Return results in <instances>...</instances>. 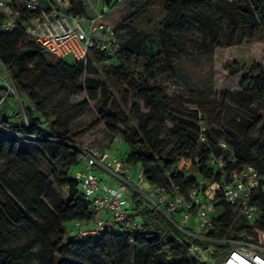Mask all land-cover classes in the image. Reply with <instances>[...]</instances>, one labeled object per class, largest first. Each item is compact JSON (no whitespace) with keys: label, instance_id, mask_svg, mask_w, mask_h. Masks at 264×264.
<instances>
[{"label":"trees","instance_id":"obj_1","mask_svg":"<svg viewBox=\"0 0 264 264\" xmlns=\"http://www.w3.org/2000/svg\"><path fill=\"white\" fill-rule=\"evenodd\" d=\"M4 4L0 65L23 105L1 107L9 96L0 104V264H219L233 246L222 241L264 233V188L250 198L261 212L250 225L217 187L223 176L248 166L264 175V63L225 65L229 77L243 74L237 90L192 85L186 94L169 95L163 81L175 82L180 65L193 56L264 42V0H147L115 27L119 55L109 59L91 48L86 63L44 52L25 33L26 21L38 12L15 1ZM71 4L70 14H84L79 0ZM8 19L15 22L10 31L4 30ZM132 62L140 69H131ZM91 109L92 128L120 132L127 149L119 158L141 169L146 186L168 196L214 189L215 209L223 212L212 213L211 233L198 234L194 209L180 230L132 193L127 211L137 226L117 223L114 231L80 237L99 217L71 176L87 133L74 132L73 125ZM212 158L223 167L212 165ZM202 252L209 261L199 257Z\"/></svg>","mask_w":264,"mask_h":264},{"label":"built area","instance_id":"obj_2","mask_svg":"<svg viewBox=\"0 0 264 264\" xmlns=\"http://www.w3.org/2000/svg\"><path fill=\"white\" fill-rule=\"evenodd\" d=\"M5 1H15L30 12H38L37 16L26 21L25 33L44 52L55 58L63 59L71 55L74 61L86 63L91 48L104 53L109 59H115L119 55L120 43L115 27L105 19V5L101 2L103 0H79L85 8L81 15L69 13V8L73 7L71 0H0V11H5ZM6 13L9 14L10 11ZM14 27L15 22L8 19L4 30L10 31ZM0 86L3 90L0 104L11 94L18 96L1 65ZM80 161L79 169L73 177L79 183L83 201L99 215L88 229L80 232V237L114 231L117 223L132 228L137 226L138 221L127 211L132 193L139 194L153 210L180 230L190 222L191 215L188 211L191 209L195 210L194 222L202 239L214 230L211 215L219 200L213 202V188H206L202 195L201 192L192 190L187 196H168L158 188L148 186L144 190L141 186L145 181L140 168H137L134 178L133 167L123 158L111 156L94 146L81 147ZM210 163L223 167L219 159L212 158ZM98 172L118 180V186L110 187L101 183ZM217 187L221 188V199L237 209L248 224L253 225L259 221L261 212L250 198L258 189L264 188V175L248 166L241 172L232 171L223 176ZM174 214L180 216L179 223L171 219ZM257 235V238L249 237L243 241L231 242L233 246L227 250L219 264H264V233L257 232Z\"/></svg>","mask_w":264,"mask_h":264},{"label":"rangeland","instance_id":"obj_3","mask_svg":"<svg viewBox=\"0 0 264 264\" xmlns=\"http://www.w3.org/2000/svg\"><path fill=\"white\" fill-rule=\"evenodd\" d=\"M111 6L107 4V0L101 1L105 5L106 20L114 27H118L120 22L127 17L136 7L142 6L147 0H110ZM109 3V4H110ZM141 28L146 29V21L140 22ZM118 31V30H117ZM66 63H73L74 59L71 55H67L64 58ZM236 62L239 65L250 66L253 63H264V42H244L239 46H233L230 48H222L215 50L214 54L210 57L207 56H193L191 59L183 61L180 65L179 77L175 82L169 81V79H163L164 84L167 87V93L171 95L174 92L181 91L187 93V90L192 85H197L200 89L212 90L214 92H224L230 90H237L239 82L243 77L242 73H238L234 77H229L224 66ZM131 69L139 70V66L135 63L130 64ZM100 79V77H95ZM116 90V91H115ZM113 91L117 92V89L113 88ZM82 96L74 98L75 102L81 101ZM21 98L15 94H11L6 98L1 107L13 108V106H22ZM96 122L95 110L91 109L83 118L76 121L73 125V131L80 133L87 131V133L80 139L82 145L94 146L103 152H108L111 156H117L124 154L127 146L121 142L120 132L111 135L104 130L102 126L95 125L92 128L93 123ZM135 172L134 178H136L137 168H132ZM75 173L71 171V176ZM115 180L114 184H108L110 187H117L118 180ZM142 189L146 190V185L143 184ZM59 193L66 198L65 191L58 190ZM129 197V196H128ZM223 212L222 207H217L213 215L220 216ZM68 236L72 235L73 224L68 223L65 225ZM71 230V232H70ZM224 243L236 242V240H224ZM209 251H213L210 247ZM199 257L202 260H208L206 253H199Z\"/></svg>","mask_w":264,"mask_h":264},{"label":"crops","instance_id":"obj_4","mask_svg":"<svg viewBox=\"0 0 264 264\" xmlns=\"http://www.w3.org/2000/svg\"><path fill=\"white\" fill-rule=\"evenodd\" d=\"M133 168H136V167H133ZM79 169V166L77 167V169L76 170H78ZM75 170V171H76ZM135 175V172L133 171V176ZM98 176H99V178H100V182L101 183H104V184H114L115 183V180L114 181H112V179H109V177H107L105 174H103V173H100V172H98ZM116 184V183H115Z\"/></svg>","mask_w":264,"mask_h":264}]
</instances>
